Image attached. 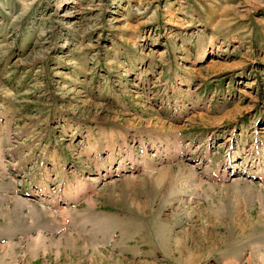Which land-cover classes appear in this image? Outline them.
<instances>
[{
    "label": "rangeland",
    "instance_id": "rangeland-1",
    "mask_svg": "<svg viewBox=\"0 0 264 264\" xmlns=\"http://www.w3.org/2000/svg\"><path fill=\"white\" fill-rule=\"evenodd\" d=\"M0 264H264V0H0Z\"/></svg>",
    "mask_w": 264,
    "mask_h": 264
},
{
    "label": "bare ground",
    "instance_id": "bare-ground-1",
    "mask_svg": "<svg viewBox=\"0 0 264 264\" xmlns=\"http://www.w3.org/2000/svg\"><path fill=\"white\" fill-rule=\"evenodd\" d=\"M161 177V176H160ZM94 178V177H93ZM183 185V184H182Z\"/></svg>",
    "mask_w": 264,
    "mask_h": 264
}]
</instances>
